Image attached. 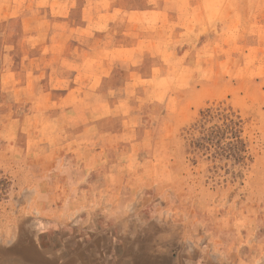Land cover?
Masks as SVG:
<instances>
[{"label":"crops","instance_id":"crops-1","mask_svg":"<svg viewBox=\"0 0 264 264\" xmlns=\"http://www.w3.org/2000/svg\"><path fill=\"white\" fill-rule=\"evenodd\" d=\"M245 1H223L235 18L224 22V51L241 59L250 52L239 47L251 46L264 60V0L257 6ZM140 2L128 12L157 19L132 21L127 27L137 36L127 45H98L93 54L84 53L80 40L72 53L53 50L62 39L45 37L32 40L41 52L14 67V45L24 38H0V170L16 192L14 204L41 206L34 219L46 225L45 247L34 250L50 264H264V207L224 216V230L211 228L201 250L175 213L157 205L163 183L154 179V165L139 160L146 147L158 154L165 137L156 126L168 118L163 99L169 87L157 83L155 70L160 66L167 75L171 67L159 50L165 52L162 39L170 27L180 46L183 13H204L210 6L206 0ZM205 28L213 24L207 21ZM149 29L156 30L157 42ZM88 57L93 65L85 64ZM147 170L152 178L144 177ZM77 206H83L82 215L71 225Z\"/></svg>","mask_w":264,"mask_h":264},{"label":"rangeland","instance_id":"rangeland-1","mask_svg":"<svg viewBox=\"0 0 264 264\" xmlns=\"http://www.w3.org/2000/svg\"><path fill=\"white\" fill-rule=\"evenodd\" d=\"M223 1L225 5L234 3L206 0L205 4L210 6L207 12L182 14L185 27L190 23L191 28L180 30L184 31L177 39L180 46L175 42V28L166 30L162 39L166 49L159 53L171 68L167 75L160 66L155 70L157 83L169 87V94L162 98L168 118L165 124L156 126L165 137L157 146L158 154L154 148L146 147L148 154L145 149L139 160L154 165V179L163 183L157 205H164L160 206L162 212L175 213L187 237H197L201 250L211 236L208 234L211 228L216 225L218 232L224 230V216L235 218L253 205L264 207V60L254 56L251 46L239 47L250 52L241 59L224 51V22L235 18L224 11ZM260 1L263 2L245 3L257 6ZM140 3V0H0V38H24V45H14L18 49L12 51L17 54L14 67H22L30 55L41 52L40 46L33 42L45 37L62 39V45L51 46L53 50L72 53L80 40L84 53L93 54L98 45L113 48L122 40L127 45L126 41L137 36V30L127 27L132 21L151 23L157 19L156 14L134 17L128 12ZM170 19L173 21V15ZM207 21L213 28H205ZM148 32L157 42L156 30ZM66 42L70 46L66 47ZM108 54H100V59ZM88 58L85 64L93 65L95 59ZM1 171V250L21 245L42 251L45 239L41 234L46 225L34 219L39 216L41 206L14 204L16 192ZM150 175L147 170L144 177L152 178ZM73 209H77L76 217L70 224L76 225L83 206ZM246 212L253 214L252 209ZM75 238H69L70 247L75 246L72 242Z\"/></svg>","mask_w":264,"mask_h":264},{"label":"bare ground","instance_id":"bare-ground-1","mask_svg":"<svg viewBox=\"0 0 264 264\" xmlns=\"http://www.w3.org/2000/svg\"><path fill=\"white\" fill-rule=\"evenodd\" d=\"M37 243V242H36ZM51 246V245H50ZM85 254V253H84ZM77 255V254H76ZM0 264H50L35 252L34 248L25 249L21 245L10 250H1Z\"/></svg>","mask_w":264,"mask_h":264}]
</instances>
